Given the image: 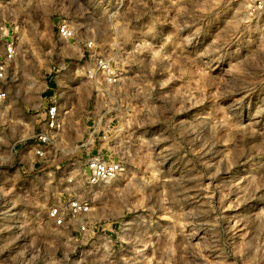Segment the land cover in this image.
<instances>
[{
  "label": "rangeland",
  "instance_id": "1",
  "mask_svg": "<svg viewBox=\"0 0 264 264\" xmlns=\"http://www.w3.org/2000/svg\"><path fill=\"white\" fill-rule=\"evenodd\" d=\"M247 7L0 0V50L17 44L0 111V264H264V13ZM99 61L115 83L90 79ZM51 101L65 128L36 160ZM99 152L121 175L86 191V232L57 227L52 209L81 195Z\"/></svg>",
  "mask_w": 264,
  "mask_h": 264
},
{
  "label": "built area",
  "instance_id": "2",
  "mask_svg": "<svg viewBox=\"0 0 264 264\" xmlns=\"http://www.w3.org/2000/svg\"><path fill=\"white\" fill-rule=\"evenodd\" d=\"M247 11L251 17L264 13V0H245ZM59 36L63 39H71L74 30L67 24L60 26ZM92 44L90 43L89 46ZM17 56V44L15 41L5 42L0 50V111L5 107L9 92L5 87L10 65ZM100 72L105 75L109 83H115V75L109 70L107 64L97 62L94 68H89L90 79L100 78ZM65 120L59 101H51L44 110L43 126L40 131L33 136V142L28 146L30 154L36 160H44L50 154V150L58 140L61 132L64 131ZM93 137V136H92ZM89 144V143H88ZM92 144L90 143V146ZM122 172L121 163L111 159H105L100 155L90 156L85 163L84 176L74 185L79 186L81 195L69 196L64 199V203L54 207L50 213V218L57 227H65L77 223L80 232H86L88 222L86 218L92 211L93 199L86 191L95 190L117 179ZM3 196L0 194V202ZM1 205V203H0Z\"/></svg>",
  "mask_w": 264,
  "mask_h": 264
}]
</instances>
